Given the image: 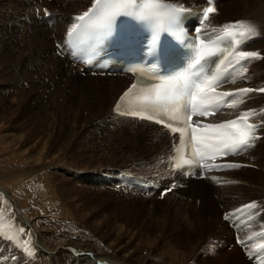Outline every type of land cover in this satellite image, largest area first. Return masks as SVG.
<instances>
[{
	"label": "rangeland",
	"instance_id": "1",
	"mask_svg": "<svg viewBox=\"0 0 264 264\" xmlns=\"http://www.w3.org/2000/svg\"><path fill=\"white\" fill-rule=\"evenodd\" d=\"M42 1L0 0V187L18 202L21 212L35 227L48 250L57 248L67 253L71 247H84L111 257L153 258L150 261L155 264L161 261L171 264H230L225 254L235 250L229 247L232 234L228 237L219 231L218 228L227 227L220 221L219 215L227 209L224 212L238 216L241 212L238 214L234 211L236 207L245 203L256 204L258 197L236 196L226 200L218 197V189L225 188L226 192L232 189L231 194H236L238 187H245L242 182L262 186L257 180L256 175L259 174L252 175L244 170L228 173L232 181L228 182L224 177L221 182L218 179L216 189L209 187V178L185 180L173 185L160 197L147 195L143 190H116L109 185L106 187L104 183H95L96 174L119 170L129 180L131 176L168 186L166 171L159 162L163 151L167 152L168 145L166 142L160 150H154L153 156L149 152L140 154L137 143L141 140H136L135 146L131 140H126L124 147L114 144L116 138L112 136L115 134L111 127L127 125L117 120L112 119L115 123L107 120L111 100L98 106L99 103L87 99L92 95L88 93L90 91L79 86L81 81L88 83L87 78L95 80L97 77H80L75 73L76 67L71 69L73 75L53 72V63L46 57L54 56L52 43L57 45L56 41L64 36L59 39L60 33L54 31L41 34L42 40H37L38 36L32 33V22L36 20L31 16L35 7L37 13L44 7L45 14L38 17L45 20L51 15L50 18L60 16L61 21L68 22L80 13L56 15L51 12L55 7L62 6L61 0ZM251 1L255 2L253 10L260 11L264 0ZM183 2L187 1L175 0L174 3L178 6L190 5ZM221 12L215 11L217 29H221L223 22H240L235 19L239 10H236V16L227 7L223 15ZM67 24H62V27ZM210 26L209 21L206 27ZM37 30L42 32V27ZM259 42L264 45V35ZM257 47V42H252L247 49L259 55L250 59L248 72L249 69L251 71L245 78L264 77V61L260 59L257 62L261 55ZM58 63H66L63 72L69 67L65 59L60 58ZM256 65H260L258 70ZM59 75L60 78H57ZM75 77L80 81L64 85V78L73 80ZM95 85L99 86L97 83ZM263 103L264 100L254 101L258 105ZM151 128L148 134L154 141L157 132L154 127ZM258 148H253L252 154L256 155ZM259 161L264 165V156ZM175 180L180 181L178 178ZM190 181L204 182L189 184ZM236 181L240 182L237 183L238 187L233 186ZM2 191L0 264H50L36 256L31 231L15 226L13 220L17 213ZM258 200L259 205L256 206L262 209V214L256 217L262 216L252 231L264 229V196ZM256 212V208L253 211L244 209L245 218L254 217ZM246 236L242 235V238L249 241ZM23 246L31 248L33 255L27 256ZM23 253L26 254L25 258ZM234 262L248 263L241 252Z\"/></svg>",
	"mask_w": 264,
	"mask_h": 264
},
{
	"label": "bare ground",
	"instance_id": "2",
	"mask_svg": "<svg viewBox=\"0 0 264 264\" xmlns=\"http://www.w3.org/2000/svg\"><path fill=\"white\" fill-rule=\"evenodd\" d=\"M10 1H12V0H10ZM31 1L33 3V2H37L38 0H31ZM43 1L45 2L46 0H43ZM165 1H169V2L173 3V1H175V0H165ZM186 1L187 2H183V3H189L190 6H193V4H197V8L193 9L195 11H199L201 8H203V5H206V3L203 0H186ZM94 2H95V0H61L62 6L55 7L54 11H52L51 13H55V14L59 13V15H66V13H71L73 15H76V14L80 13L79 15H76V16H80V15H83L85 12H88L89 9L94 4ZM226 2H229V3H226ZM241 2H243V5H245V6H243L241 4ZM214 4H215L214 7H215L216 11H220V12L222 11L223 12L224 9L227 7V9H229L230 12H234V16H236V10H239V13L235 17V19H237L238 21H244V22L251 24L255 27L256 34L251 35L247 39L243 40L240 48H241V50L247 51V49L251 46L252 42H257V44H258L257 50L259 52H261V55L257 59V62L260 59L262 61H264V45L262 46L259 42V39L262 38V36L264 35L263 34L264 33V1L261 3V9L258 12L253 10V5L255 4V2L251 1V0H242V1L220 0L219 2L214 3ZM228 6H230V7H228ZM41 7H42V5H41ZM38 8H40V5L38 6ZM43 8L40 9L39 14L35 13L37 8L36 7L34 8V11H32V16H31V17H33L34 21L36 18H38V16L45 14V12L43 11ZM181 9H191V8L185 7V8H181ZM222 12H221V15H223ZM50 16L51 15L48 16V18H47L48 20H44V21L36 20L35 22H32L34 27H38V28L42 27V32H39L37 30L38 28L33 27L32 33L38 36L37 40H42V38L40 36L41 34L47 35L51 32L54 33V31H56V32L60 33L59 39H61L65 33V35H64V40H65L68 32L70 31L72 26L74 24H76V22H77V20L75 18L76 16L74 17L73 20H69L68 22H67V20L61 21V18H59L60 16H58V17L53 16L51 18H50ZM216 16L217 15L214 12L212 15L210 14L209 19H210L211 26H213L215 31L216 30L219 31L218 33L211 34L213 32H205V34H204L201 32L203 30L200 28L199 34L206 41H210V40H212L218 36H221L223 26L228 24V23L223 22L220 25L221 29H217L218 23L214 21V18ZM225 17L229 18L227 16H225ZM211 18L213 19V22H211ZM66 23H68V24L63 28L62 24H66ZM236 23L237 22L230 23V24H236ZM192 30H194V29H192ZM87 36H88V33L86 31H83V32L79 33L78 38H79V40H83ZM51 37H52V35L50 36V38ZM250 37H252L251 41H250ZM61 40H63V39H61ZM61 40L56 41V43H58L57 45H54L55 42L52 43L53 46L50 44L49 49L52 46L51 50H55V51L62 50L63 52L65 51L66 53H68L66 50V46H64L65 44L63 45ZM36 43H38V42L36 41ZM39 44H41V43H39ZM249 52H253V51L250 50ZM52 54L54 56L46 57L47 59L49 58L50 61L53 63L51 66L52 71L57 73V74L65 73V74L73 75V72L71 70L74 68L72 66L73 64L67 65V66H69L68 69L65 72H63L62 68L65 66L66 63H61V64L58 63L59 58H57L55 56L54 51ZM262 55H263V57H262ZM250 59L247 61H241L240 64H236L235 62H233L231 65H229L232 67V70L228 74V77L226 79L227 82H224L222 88H223V91L232 92L234 94V97H231L228 101H231L233 98H235L237 101V104L235 107L225 106L224 110L219 115L212 118L211 121L212 122L226 121V120H230L233 118H239L242 113L250 112V113H252V115L250 116L248 122L258 126L259 130L256 133V136L258 137V139L255 140L254 146L247 148V150L242 151L235 158H230L228 160H220V161L216 162L218 164L226 162L227 168L223 167L222 169H219V170L206 169L203 172H202V170H203L202 169L201 172H202V174H205L207 176L206 178H209L211 180V182H209V183H211V184H209V187L214 188V189H216V185L218 184V181H217L218 179H220L219 182H221L223 177H224V178H226V181L230 182V181H232V179L230 177H228V173H232V172H236V171H242V170H244L247 173H251L252 175L259 174V176L258 175H256V176H257L258 182L260 184H262V186L261 185L252 186V185H248V184L242 182L241 184H243L245 187L241 188V187L237 186V183H240V182L236 181V184L233 185V186L239 188V192L236 194H231V192H233V190L231 189L232 186L228 187L231 189L228 192L225 191V188L218 189V191H219L218 197L224 198L226 200L234 198L236 196H247L248 195L247 197H250V196L257 195L258 198L261 196H264V165H262V162L259 161V158L264 156V103L261 105L254 104V101H256V100H264V91H261V90H264V77H261V76H260V78H245L244 77V76H247V74H249L251 71L249 69V72H248V68H249V65L251 63ZM81 67H83V65H81ZM255 68L258 70L260 68V65H256ZM76 72H78V68L75 70V73ZM88 73L92 74V73H96V72L88 71ZM263 73H264V70H263ZM97 74L99 76H101L99 72ZM76 75L77 74H75V76ZM92 75H94V74H92ZM57 78H60V75ZM91 78H87L88 83L83 82L85 80L81 81L80 82L81 84L79 83L80 87L85 88V90L90 91L88 93L92 94V95H90L91 97L88 96L90 99L89 98H87V99L93 100L96 104L99 103L98 106H100V104H104V102L111 100V107L109 110L110 114H109L107 120L108 119L110 121L117 120V122H123L124 124L127 125L125 127L124 126L121 127L120 124H119L120 126H118V124H117L116 125L117 127L112 125L113 128L110 126L112 129L111 131L114 132V134H115L112 136L113 137L115 136V138H116L114 144L118 145V147L119 146L124 147L125 141L131 140V141H134L133 143L135 146L136 140H141L139 143H137V145H138L137 147H138V149H140V152H141L140 154H145V153L149 152L148 153L149 155H151V153H153L152 155L154 156V153H155L154 150H160L161 147L163 145H165L167 142L169 150H167V152L163 151V153L161 154V156L159 158V162L161 161V163L163 164L162 167L167 172V175H169V171L167 170V165L169 163V160L173 156V146L176 142V138L169 136L161 128H158L157 126H154L152 124H149V123H146L143 121H139L136 119L119 117V116L114 115L112 112L113 106H114L115 102L117 101V99L119 98V96L128 87V85L131 84V78L129 76H126V75H108V74L103 76V78L94 77V78H96L95 80H93ZM76 81H77L76 77L73 80H69V79L64 78V82H65L64 85H68L70 82H74V84H75ZM79 81H77V82H79ZM58 82H60V81H58ZM95 83L99 84V86H96ZM244 88L252 89L253 91H251L247 94L240 93L239 90L244 89ZM80 95H81V93H80ZM113 122L115 123V121H113ZM151 127H154L156 132H157V139L155 137L154 141L151 138V135L148 134L149 133L148 131L150 129H152ZM139 134L144 135L145 137L140 136ZM255 147H256V149H257V147H259L256 155L252 154V152H251L252 149ZM242 156H243V158H242ZM209 167L212 168V164H210ZM116 171H118V170H116ZM201 172H200V175H201ZM115 173H113V174H115ZM116 174H118V172ZM109 175H110V172H108V171H105V172L100 173V174H96L94 177V179H95L94 182L95 183H104L106 187H109L108 185L112 184L111 180L108 178ZM171 180H174V179H171ZM190 182H192V183H190ZM190 182H189V184H195V183H200V182H202L201 184H203L204 181H198V182L190 181ZM191 186H193V185H191ZM1 189L3 190L2 191L3 194L4 195L6 194V196H7L6 198L12 204L14 210L17 213V217L13 220L15 226H18V227L21 226L23 228L25 227L31 231L33 239H34L33 247H34L35 254L37 257H40V259L45 263H50V264H155L152 261H150L153 258H151L149 260H141L140 258H136L137 256L135 258H133V256L129 257L126 255H124L120 258L111 257V256H107L104 254L93 252L92 250H89V249L84 248V247H80V248L71 247L67 253H66V251L56 250L57 248H55L54 251L48 250V248L43 246L44 245L43 239L41 238V236H39L37 234L35 227L33 225H31L27 216L23 212H21V209L18 205V202L13 197H11L10 194L7 193L4 188L0 187V192H1ZM153 193L154 192H152V194ZM258 198L256 199V205H259ZM248 204L249 203H245L239 207H242V206H245ZM237 208L238 207H236L235 209H237ZM224 211H227V209L226 210L224 209L221 212V214ZM252 211H253V209H252ZM263 213H264V210H263ZM221 214L219 215L220 221H221ZM251 214H252V212H251ZM234 222L237 225V227H240L241 223H239V220H234ZM218 229L220 232L224 233L228 237L230 236V234H232V237H230L231 242L229 243L230 244L229 247L230 246L234 247L235 250H233V252H226L227 254H225V255L228 258V261L230 264H236V262H234V261H236L238 255L241 251L238 248H236L235 246H233V240H232L233 232H231L227 227H226V229L225 228L223 229L222 227H220ZM244 230L245 231L240 232L238 235L240 237L242 235H244V237H247L246 235H248L250 237L252 236V240L250 242H248V246H250L252 248L254 247V249H255L251 256H253L254 260L256 261V264H264V250L260 251V245L264 244V238L262 237L264 235H261L262 233H264V229H262V230L259 229L256 231H252L251 229H244ZM246 232H248V234H246ZM15 239H17V238H15ZM214 241H216V239ZM14 242H15V240H14ZM23 248H24V246H23ZM23 248H22V252H23ZM224 248H228V247L225 246ZM84 249H87L88 251H86ZM129 249H127V250H129ZM20 251H21V249L19 248V252ZM120 253H122V252H120ZM26 254H24L25 256L23 255L24 258L26 257ZM241 255H242V252H241ZM13 256H14V254H13ZM20 256H22V255H20ZM242 257H243V255H242ZM148 258H150V257H148ZM28 259H29V257H28ZM20 260H22V259H20ZM20 260H19V262H20ZM26 260L27 259H25V261ZM155 260H157V259H155ZM215 260H218V259H215ZM230 260H231V262H230ZM25 261H23V262H25ZM208 261H210V260H208ZM202 262H203V260H202ZM157 264H171V263L170 262L164 263L161 261V262H158ZM246 264H248V263H246Z\"/></svg>",
	"mask_w": 264,
	"mask_h": 264
},
{
	"label": "snow or ice",
	"instance_id": "3",
	"mask_svg": "<svg viewBox=\"0 0 264 264\" xmlns=\"http://www.w3.org/2000/svg\"><path fill=\"white\" fill-rule=\"evenodd\" d=\"M207 3L213 5V0H207ZM145 7L171 9L176 14L183 11V9L175 8L172 5H163L158 2L145 5ZM133 9H138L136 0H95L93 8L76 17L78 23L72 26L68 35L71 38L81 31L87 30L93 40L103 41L111 35L115 18L122 14H133ZM215 11L213 6L205 7L201 23L208 20L210 14ZM170 24L175 30L182 29L178 15H173L170 18ZM196 32L198 33L196 41L191 42L194 57L188 70L170 79L160 80L158 83L150 85L143 90V95L139 98L141 109L151 110L160 118H157V115H143L139 110L129 114L139 115L141 119H154L156 123L169 128L172 133H179L180 142L190 144L191 152L197 158L195 162L199 166H203L199 164L200 161L215 159L217 153L239 154L254 146L255 140L258 139L256 136L259 130L258 126L248 122L252 115L250 112L242 113L236 120L205 125L208 134L199 131L198 122L193 127L192 116L214 114L223 106L235 107L237 104L235 98L231 101L226 100L228 97H234L233 93L213 94L216 87L227 82L221 66L226 69L233 62L240 64L241 61L256 58L259 54L240 48L243 40L256 34L255 27L244 21L224 25L222 35L211 42H205L200 38L199 28L196 29ZM209 63H212V68H207ZM135 87L133 85V88ZM251 91L253 90L248 88L239 90L243 94ZM164 114H168L166 120L163 118ZM187 162L193 163L191 160ZM176 166L180 167L179 164ZM255 207L254 203L245 205L247 209ZM260 250H264V244L260 245ZM24 251L28 256L33 255V252L27 247Z\"/></svg>",
	"mask_w": 264,
	"mask_h": 264
}]
</instances>
